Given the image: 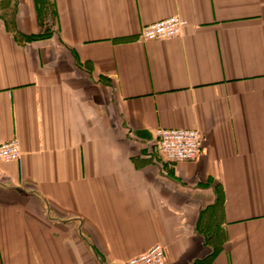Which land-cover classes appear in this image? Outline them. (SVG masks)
Masks as SVG:
<instances>
[{"label": "crops", "instance_id": "crops-1", "mask_svg": "<svg viewBox=\"0 0 264 264\" xmlns=\"http://www.w3.org/2000/svg\"><path fill=\"white\" fill-rule=\"evenodd\" d=\"M171 15L180 33L144 40ZM194 128L167 162L155 129ZM0 264H264V0H0ZM220 194L219 200L217 195Z\"/></svg>", "mask_w": 264, "mask_h": 264}, {"label": "built area", "instance_id": "built-area-1", "mask_svg": "<svg viewBox=\"0 0 264 264\" xmlns=\"http://www.w3.org/2000/svg\"><path fill=\"white\" fill-rule=\"evenodd\" d=\"M186 21L178 15L161 18L142 26L139 36L144 40L164 39L180 33ZM156 145L167 162L195 160L202 150V135L194 128L157 127ZM21 156L17 139L0 141V163L18 161ZM165 247L156 243L129 258L126 264H164Z\"/></svg>", "mask_w": 264, "mask_h": 264}, {"label": "trees", "instance_id": "trees-1", "mask_svg": "<svg viewBox=\"0 0 264 264\" xmlns=\"http://www.w3.org/2000/svg\"><path fill=\"white\" fill-rule=\"evenodd\" d=\"M219 198H220V194L218 193V195H217V200H219Z\"/></svg>", "mask_w": 264, "mask_h": 264}]
</instances>
